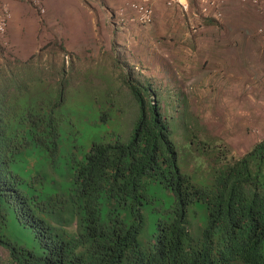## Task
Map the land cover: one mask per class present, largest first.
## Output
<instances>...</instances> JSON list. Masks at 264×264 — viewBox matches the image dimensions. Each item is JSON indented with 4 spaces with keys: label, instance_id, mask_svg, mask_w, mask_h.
<instances>
[{
    "label": "trees",
    "instance_id": "trees-1",
    "mask_svg": "<svg viewBox=\"0 0 264 264\" xmlns=\"http://www.w3.org/2000/svg\"><path fill=\"white\" fill-rule=\"evenodd\" d=\"M45 47L0 67V247L9 264H264V139L224 165L188 172L150 86L130 74L124 84L138 116L125 140L111 132L81 156L69 150L62 179L14 170L29 148L58 165L62 142L75 141L79 114L66 97L73 72L43 64ZM4 200L35 231L41 254L6 237Z\"/></svg>",
    "mask_w": 264,
    "mask_h": 264
},
{
    "label": "rangeland",
    "instance_id": "rangeland-1",
    "mask_svg": "<svg viewBox=\"0 0 264 264\" xmlns=\"http://www.w3.org/2000/svg\"><path fill=\"white\" fill-rule=\"evenodd\" d=\"M130 1L115 0L110 7L105 0H39L38 5L30 0H0L10 12L5 32L0 37V67L15 58L26 60L47 46L41 52L43 64L52 59L50 62L57 66L63 64L68 73L73 72L66 91L67 105L79 114L74 135H70L75 141L71 147L67 139L62 142L60 163L48 164L49 158L42 150L29 148L20 163L13 165L23 176L40 171L62 179V174L67 173L69 150L81 156L93 141H100L106 133L121 132L122 138H126L138 116L137 105L124 84L127 74L150 86V97L158 100L170 121L174 141L182 150L181 160L187 159L188 172L201 174L214 166L224 165L248 152L257 140L264 139L261 63L250 66L255 76L251 83L233 84L234 79L227 80L226 85L209 83V79L203 80V76L197 75L202 59L199 61L200 54L191 43L177 40L168 43L169 31L163 36L160 33L152 36V26L132 25L122 30L111 24L109 13ZM201 1L192 0L190 6L179 9L188 32L189 19L201 22L199 32L205 19H211L198 17ZM165 4V7L172 6L171 1ZM39 8H43L44 13ZM262 23L256 33L260 46L264 40V34L259 32L264 28L263 17ZM242 26L246 28V24ZM219 45L226 48L225 43ZM231 45L236 49L237 41ZM196 70L197 73H193ZM240 93L242 98L250 97L254 101L251 116L240 114L238 110ZM196 147L199 149L195 150ZM22 188L26 193L31 192L25 183ZM3 205L7 212L6 237L18 246L41 254L43 248L35 231L19 221L13 205L6 200ZM192 209L197 211L191 221L192 230L199 235L204 228L205 211L200 202ZM0 264H9L8 252L2 247Z\"/></svg>",
    "mask_w": 264,
    "mask_h": 264
},
{
    "label": "crops",
    "instance_id": "crops-1",
    "mask_svg": "<svg viewBox=\"0 0 264 264\" xmlns=\"http://www.w3.org/2000/svg\"><path fill=\"white\" fill-rule=\"evenodd\" d=\"M168 1L172 2V6L165 7ZM105 3L112 7L116 2L105 0ZM191 4L192 0H154V19L145 28L154 27L152 36L158 33L163 36L169 31L168 43L176 40L186 44L191 43L200 54L199 61L202 59L197 75L203 76V80H212H208L209 83L218 82L226 85L227 80L233 79L235 80L233 84L251 83L255 76L254 72L250 71V66L254 64L256 66L257 62L261 63V77H263L264 40H261L263 46H260V38H257L256 33L258 27L263 24L264 0H259L258 4L254 0H225L220 8L219 22L215 23L214 20L205 19L204 27L196 35H191L186 31L179 11L183 6ZM242 24H246V28ZM166 26L167 29H165ZM233 41H237L236 49H233L231 45ZM223 43L226 44L225 49L219 45ZM191 45L188 47L190 51ZM193 73H197V70ZM210 76L212 78H209ZM253 102L250 97L242 98L240 93L237 102L240 114L251 116L254 110ZM255 144L253 143L252 146Z\"/></svg>",
    "mask_w": 264,
    "mask_h": 264
},
{
    "label": "built area",
    "instance_id": "built-area-1",
    "mask_svg": "<svg viewBox=\"0 0 264 264\" xmlns=\"http://www.w3.org/2000/svg\"><path fill=\"white\" fill-rule=\"evenodd\" d=\"M31 3L38 5L39 0H30ZM223 0H202L201 6L199 7L198 17L211 18L219 21L221 18L220 6ZM256 3L257 1L254 0ZM170 5V3H168ZM185 9L186 7L183 6ZM40 9V8H39ZM41 13H44L43 8L40 9ZM195 16H197L195 14ZM10 12L5 4H0V37L5 32ZM154 18V0H132L127 2L124 6L118 10L109 13V21L115 27L125 30L129 26H138L145 28L150 25ZM264 20V15H263ZM189 33L195 35L199 32L202 27L201 22L189 20ZM259 32L264 34V28L260 29ZM264 109V106H263Z\"/></svg>",
    "mask_w": 264,
    "mask_h": 264
}]
</instances>
